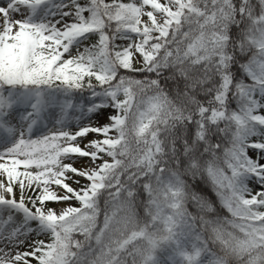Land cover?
<instances>
[{
	"label": "snow or ice",
	"instance_id": "obj_1",
	"mask_svg": "<svg viewBox=\"0 0 264 264\" xmlns=\"http://www.w3.org/2000/svg\"><path fill=\"white\" fill-rule=\"evenodd\" d=\"M0 264H264V0H0Z\"/></svg>",
	"mask_w": 264,
	"mask_h": 264
}]
</instances>
